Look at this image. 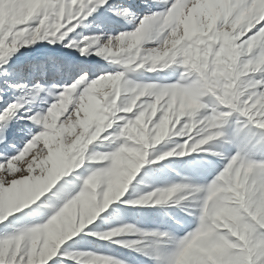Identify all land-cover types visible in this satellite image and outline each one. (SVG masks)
I'll list each match as a JSON object with an SVG mask.
<instances>
[{
  "label": "snow or ice",
  "instance_id": "1",
  "mask_svg": "<svg viewBox=\"0 0 264 264\" xmlns=\"http://www.w3.org/2000/svg\"><path fill=\"white\" fill-rule=\"evenodd\" d=\"M142 4L143 14L116 0H0V74H10L6 65L11 55L38 39L124 66L116 71L100 64L72 66L73 83L59 86L46 108L25 109L30 115H20L24 103L19 99L0 106V144L15 148L7 137L14 119L37 127L35 132L27 129L30 139L14 154L0 151V264H48L58 254L81 264H126L103 253L60 249L93 225L112 201L161 205L180 193L179 204L201 192L197 210L189 212L197 226L178 240L170 264H264V160L246 156L248 138L242 134L249 127L264 132V0ZM102 8L133 27L114 33L103 29L98 23ZM89 17L101 28L83 37L94 48L69 35ZM128 66L181 71L173 82H134L127 78ZM233 117L237 128L229 138ZM169 138L177 143L156 152L154 146ZM98 139L116 146L95 151L90 146ZM218 139L237 150L228 156L208 147ZM199 152L224 160L210 182L174 183L139 197L128 191L146 162ZM93 163L89 174H78ZM77 181H82L80 190L72 194ZM47 208L54 214L45 223L18 227L25 215H40ZM129 231L137 229L123 225L89 235L111 240ZM145 235L163 238L169 233ZM153 255L159 259L160 253L154 250Z\"/></svg>",
  "mask_w": 264,
  "mask_h": 264
},
{
  "label": "rangeland",
  "instance_id": "2",
  "mask_svg": "<svg viewBox=\"0 0 264 264\" xmlns=\"http://www.w3.org/2000/svg\"><path fill=\"white\" fill-rule=\"evenodd\" d=\"M109 2L111 3L112 0H109ZM116 2L131 6L133 11H139L143 14L144 5L142 4V0H116ZM96 15L97 13H93V16ZM98 23L103 29L112 31L113 33L133 27V24L128 21L111 17L110 13L103 8L99 10ZM100 30L101 28L96 27L92 22V18L89 17L75 29V34L69 35L72 40L81 44L88 43L90 47L94 48L95 45L91 44L90 41H84L83 37L91 36ZM70 59L72 62L69 64L68 60ZM95 61H98L100 65H104L108 71H116L124 67L119 64L109 63L99 56H81L75 48L65 47L64 43L61 42L49 43L46 39H38L29 46L21 47L19 51L11 55L6 65L10 70V74H0V97H4V99H0V106H4L5 101L10 103L13 99H19L24 103V108L20 109V115L31 114V112L26 113L25 109L37 111L41 107L46 108L55 99V94L61 90L59 86L71 84L75 80V73L70 70L72 66L83 63L93 64ZM173 68H168L169 70L166 69L164 71H147L145 69L132 70L131 66H128L126 74L127 78L134 82L168 83L175 81L180 75L181 69L177 67ZM36 83H39L43 87L41 89L34 88L33 85ZM10 84H19L21 87L12 88L9 87ZM53 85L57 87H53ZM127 98L128 94L125 93L123 99ZM28 128H31L33 132L37 131L36 125H33L31 121L25 119L12 120L8 125L7 137L8 143L14 144L15 148L8 147L7 144H0V151L12 155L16 149L23 148L26 141L30 139V134L27 131ZM236 128L235 117H233L227 126L229 138H231ZM242 134L248 138V143L244 148L246 156L258 161L264 160V139H261L264 136V132L249 127L244 129ZM176 143L177 140L175 138L166 139L161 145L154 146L155 151L160 152L166 148L170 149ZM115 146L116 143L101 142L98 139L90 147L98 152H106L112 150ZM208 147L217 152H225L228 156L237 150L236 146L226 144L223 139L211 142ZM149 158H151V152ZM165 163L177 164L179 166L181 176L179 183L203 185L210 182L218 170L222 169L224 160L220 156H215L211 153L199 152L189 153L184 157H168L156 163L146 162L136 177L133 178V181L130 182L128 191L139 197L154 190L150 186L148 187L150 182L144 178L146 172L152 171V173L159 176L160 168ZM95 167V163L90 166L86 165L79 170L78 174L85 176ZM73 179L75 180V176ZM81 184L82 181L76 182L72 194H76L80 190ZM187 191L189 189H182V192L186 193ZM202 195L203 192L192 193L188 199L181 200L179 204L175 201L179 199L180 193H177L172 199L165 201L161 205H154L152 203L129 205L121 202L123 198L112 201L109 207L98 215L93 225L99 228V230H105L118 223L133 225L137 231H133L134 233L132 231L130 233L123 232L122 236L126 237L129 242L135 241L136 243L131 247H127L114 243L113 241L116 238L111 240L99 239L89 235V231H94L93 228H95L93 225H89L86 226V230H82L75 237L66 241L61 246L60 252L66 250L69 252L87 253L89 251L85 248H92L95 254H105V243H111L113 244L112 247L115 248L112 251L116 253L115 257L125 261L126 264H170L178 240L190 229H194L197 226L196 218L189 215V212L197 210V205ZM35 203L33 202V206ZM86 210L87 205H85L82 211L86 212ZM123 213L126 217L120 219ZM52 214H54V209L47 208L40 215H25L24 219L19 221L18 227L24 228L45 223ZM17 215H19V211ZM152 231L167 232L169 236L162 238L154 235H145V233ZM2 234H4V230L0 228V235ZM81 238L88 240L89 247H83V244L80 242ZM154 250L160 253L159 259H156L153 255ZM53 261H55V264H81L80 261L60 254L50 260L48 264H53Z\"/></svg>",
  "mask_w": 264,
  "mask_h": 264
},
{
  "label": "crops",
  "instance_id": "3",
  "mask_svg": "<svg viewBox=\"0 0 264 264\" xmlns=\"http://www.w3.org/2000/svg\"><path fill=\"white\" fill-rule=\"evenodd\" d=\"M180 169H179V166L177 164H169V163H165L161 168H160V175L157 176L155 173H152L151 172H146V175L144 178H146V180H149V185L148 187L150 186L151 189H155V188H158V187H166V186H170L174 183H179L180 181ZM126 217L124 215V213L120 216V219L121 218H124ZM123 224L121 223H118V224H115L114 226L110 227V228H107V229H113V228H116V227H119V226H123ZM133 226V225H131ZM94 231H98L99 228L95 227L93 228ZM131 231H129L128 233H130ZM133 232V231H132ZM134 233V232H133ZM123 232L121 234H118L117 237H114L117 239H120V240H126L128 241V239L126 237H123L122 236ZM115 240V239H114ZM80 242L81 244H83V247L86 246V247H89V244H88V240L87 239H80ZM114 243H116L115 241H113ZM106 246H104V253L108 256H112V257H115L116 253H113V248L111 243H105ZM118 244V243H117ZM85 248V247H84ZM87 251L89 252H93L92 248H85ZM86 251V252H87ZM94 253V252H93ZM95 254V253H94ZM121 258V257H120Z\"/></svg>",
  "mask_w": 264,
  "mask_h": 264
},
{
  "label": "bare ground",
  "instance_id": "4",
  "mask_svg": "<svg viewBox=\"0 0 264 264\" xmlns=\"http://www.w3.org/2000/svg\"><path fill=\"white\" fill-rule=\"evenodd\" d=\"M119 1H121V0H119ZM68 62H69V64L72 62L71 61V59L70 60H68ZM99 62L98 61H95L93 64H98ZM173 67H175V66H173ZM173 67H170L171 69L173 68ZM174 69V68H173ZM169 70V69H168ZM171 71V70H170Z\"/></svg>",
  "mask_w": 264,
  "mask_h": 264
},
{
  "label": "clouds",
  "instance_id": "5",
  "mask_svg": "<svg viewBox=\"0 0 264 264\" xmlns=\"http://www.w3.org/2000/svg\"><path fill=\"white\" fill-rule=\"evenodd\" d=\"M58 227H60L62 229L63 228V225H58Z\"/></svg>",
  "mask_w": 264,
  "mask_h": 264
}]
</instances>
